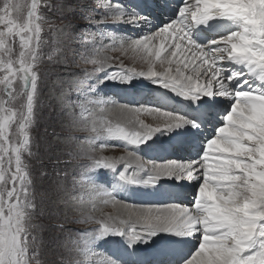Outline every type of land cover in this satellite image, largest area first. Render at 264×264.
<instances>
[{"label": "snow or ice", "instance_id": "obj_1", "mask_svg": "<svg viewBox=\"0 0 264 264\" xmlns=\"http://www.w3.org/2000/svg\"><path fill=\"white\" fill-rule=\"evenodd\" d=\"M95 2L102 11L92 8L84 17L90 23L80 42L81 60L93 67L73 73L61 98L73 123L91 133L80 144L90 161L80 178L91 212L111 206L118 213L85 218L98 227L80 238L74 264H128L97 248L116 243L132 255L138 245L158 242L175 246L168 264H264V0H138L131 7L123 0ZM40 7L32 0L21 21L15 14L22 5L0 3V264H41L31 223L33 181L23 158L35 155L29 133L47 43ZM120 24L137 34L117 35ZM117 50L136 54L148 69L113 67L106 53ZM137 80L155 86L154 100L121 103L104 87L112 82L131 91ZM143 115L161 123H145ZM106 148H123L127 156L95 155ZM169 150L189 158L144 156ZM187 182H195L190 204L176 191ZM136 188L162 203L124 199ZM69 198L85 203L75 190Z\"/></svg>", "mask_w": 264, "mask_h": 264}, {"label": "rangeland", "instance_id": "obj_2", "mask_svg": "<svg viewBox=\"0 0 264 264\" xmlns=\"http://www.w3.org/2000/svg\"><path fill=\"white\" fill-rule=\"evenodd\" d=\"M2 2L3 0H0V3ZM15 2L22 5L20 11L15 15L23 21L27 18L32 0H15ZM38 2L41 5L38 13L43 17L41 22L42 37L47 43L42 44L41 47L42 59L38 64L40 82L39 100L36 108L37 115L34 127L30 129L29 133L32 152L35 155L29 157L27 153L23 154L33 181L36 204L31 220V223L36 227L32 229V232L38 240L41 264H74L75 249L80 238L85 233L95 229L94 227H98L95 223L84 222L85 219L81 215V210H77L75 207V209L70 207L67 209L65 206L68 200H71L69 194L75 190L77 195L85 196V203L78 208L86 210L88 207L87 193L82 189L80 173L83 166L89 164L90 161L82 158L80 144L82 143L81 138L89 137L88 133L90 132L82 134V129L86 126L76 125L69 121L70 113L61 98V89L56 88L66 87V81L72 78L73 73H81L84 69L89 71L92 69L91 64H84L80 58V42L84 36L81 29L89 26L90 22L84 17L90 14V9L95 8L97 12L102 11V9L97 6L95 0H38ZM123 4L131 7L135 3L130 0H123ZM115 32L117 35L137 34V30L123 24L117 25ZM57 39H59V44L56 43ZM57 47L62 49L58 55L55 51ZM18 50L17 38L16 51L18 52ZM106 54L114 58L113 67L123 64L124 67L134 68L137 71H145L149 67L145 61L142 60L143 62H141V59L130 51L125 53L117 50ZM49 56H52V59H49ZM58 80L61 83H57ZM142 81L143 83L138 80L134 81L133 83L139 87L131 91H124L122 87H117L112 82H108L104 87L121 103L136 104L154 100L158 95L155 86L150 85L148 81ZM16 86L20 88L22 82L17 81ZM129 92H144L143 99L145 100H138L136 94ZM127 93L131 94L133 101H127ZM75 95L76 92L73 90V99ZM2 96L3 94L0 93V97ZM108 98L106 95L105 99ZM22 102L23 98H18L15 106L19 108ZM148 116L146 115V118L143 115L141 119H145L144 122L148 124L153 122L152 126L161 123L158 120H153L151 116L147 120ZM13 128L15 129V125ZM211 131L210 127L208 129L209 134ZM113 143L115 142L113 141ZM153 152L145 153V158H154L151 156ZM95 155L107 159H119L126 157L127 152L123 148H106L98 150ZM166 158L186 159L189 157L188 154L183 155L180 152L177 154L171 151V155H167ZM194 184L195 182H187L184 188L186 195L180 193L179 200L182 203L190 204L192 202L195 194ZM136 189H139L143 194L141 188ZM136 189L123 194V196L131 199V202L134 203V200L138 197ZM71 204L77 205L72 200ZM150 204L156 203L152 202ZM107 208L111 207H106L102 211L104 212ZM113 212V210L107 211L96 216L113 215L115 213ZM155 244L148 247H154Z\"/></svg>", "mask_w": 264, "mask_h": 264}, {"label": "bare ground", "instance_id": "obj_3", "mask_svg": "<svg viewBox=\"0 0 264 264\" xmlns=\"http://www.w3.org/2000/svg\"><path fill=\"white\" fill-rule=\"evenodd\" d=\"M130 1H132L135 4L138 2V0H130ZM177 2H179V0H177ZM141 62H143V61L141 60ZM141 64H142V66H144L143 63H141ZM157 70H159V65H157ZM138 81L143 83L142 80H138ZM56 89L59 90L61 88H56ZM129 93L136 94L135 96L138 100H141V99L145 100V99H143V97L145 96L144 92H137V93L136 92H129ZM126 96L128 98L127 101H133L131 94L127 93ZM145 117H146V115H145ZM111 118L113 120H117L118 116L113 114ZM143 120L145 121V119H143ZM147 120H149V116H148ZM69 121L73 122L71 115L69 116ZM151 124H153V122ZM86 132H89V131L87 130V128L84 127V129H82V134L86 133ZM88 135H91V133H88ZM180 153H182L183 155H186V153H183V152H180ZM169 154L171 155L170 150L168 152L154 151L151 156H153L154 158L163 159V158H166L167 155H169ZM177 154H179V153H177ZM144 155H145V153H144ZM167 183H171V181H169ZM184 188L183 189H177L176 191H179L180 193H183L186 195V193L184 192L185 191ZM142 191H143V194H141L139 189H136V192H138V194H136V195L138 197L136 200H134V203H136V204H150L152 202L162 203L161 198H158V197H155L153 195L148 194V192H147L148 190L142 189ZM139 192H140V194H139ZM124 199H126L128 201H132L131 199H128L125 197H124ZM65 206L67 209H69V207H70L73 209L77 208V210H81V212H82L81 215L83 216L84 219L90 214L96 216L97 214H103L107 211H112V210L115 212V213L113 212L114 213L113 216L117 215V213H118V209L112 208L111 206H106V207H111V208H107V210H105L104 212L102 211V212L92 213L90 204H88V207L86 208V210H82V209L78 208L79 206H82L81 204H77L74 206V204H71V200L70 201L68 200V203ZM106 207H104V208H106ZM94 228H97V227H94ZM113 239H115V238H113ZM101 243H103V242H101ZM148 246L138 245L136 250H134V254L129 255L127 252L124 251L123 245L111 243V244L104 245V247H102V248L98 247L97 252H99L103 255L104 254L105 255H111L113 258L118 256L121 259L127 261L128 264L136 263V262H140V261L144 262V264H168V261L174 258L170 253H171L172 248H174L175 246L165 245L163 242L156 243L154 247H148ZM140 247H142L143 249H141ZM130 251H132V250H130ZM97 259H99V258H97Z\"/></svg>", "mask_w": 264, "mask_h": 264}]
</instances>
